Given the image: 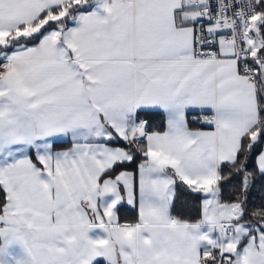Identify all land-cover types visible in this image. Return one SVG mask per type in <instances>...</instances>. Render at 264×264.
<instances>
[{"label":"snow or ice","instance_id":"6c2138e0","mask_svg":"<svg viewBox=\"0 0 264 264\" xmlns=\"http://www.w3.org/2000/svg\"><path fill=\"white\" fill-rule=\"evenodd\" d=\"M0 264H264V0H0Z\"/></svg>","mask_w":264,"mask_h":264},{"label":"crops","instance_id":"0c3cea01","mask_svg":"<svg viewBox=\"0 0 264 264\" xmlns=\"http://www.w3.org/2000/svg\"><path fill=\"white\" fill-rule=\"evenodd\" d=\"M131 208L129 206H126V209L121 210V217L122 219H131Z\"/></svg>","mask_w":264,"mask_h":264},{"label":"trees","instance_id":"16d2710c","mask_svg":"<svg viewBox=\"0 0 264 264\" xmlns=\"http://www.w3.org/2000/svg\"><path fill=\"white\" fill-rule=\"evenodd\" d=\"M155 119L157 120V121H159L160 119H161V116L160 115H157L156 117H155ZM255 195H259V193H254ZM124 209H126V206L123 208V210ZM131 210V218L134 216V210H132V209H130Z\"/></svg>","mask_w":264,"mask_h":264}]
</instances>
